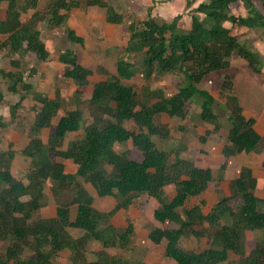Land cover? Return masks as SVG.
Returning a JSON list of instances; mask_svg holds the SVG:
<instances>
[{
    "label": "trees",
    "instance_id": "16d2710c",
    "mask_svg": "<svg viewBox=\"0 0 264 264\" xmlns=\"http://www.w3.org/2000/svg\"><path fill=\"white\" fill-rule=\"evenodd\" d=\"M39 1L0 0V14L2 6H6L3 18L0 17V35H7L6 45L11 53L29 55L47 63L52 60V53L40 38L35 23L46 20L49 28L62 27L68 47L58 53L57 60L63 65L61 77L75 86L73 98L79 103L93 73L81 65L74 50L75 46H83L84 40L64 25L68 12L84 3L104 9L108 24L123 25L124 18L104 0H53L46 4L44 11H39ZM259 1L261 7L253 0H186L190 11L186 28L179 27L185 15H176L170 23H159L152 16L151 8L144 19L127 24L128 37L123 54L115 62L116 74L97 69L105 79L91 85L87 105L92 121L85 128H82L79 108L62 109L58 97L49 99L45 94L35 93L33 106L28 110L35 111L36 116L29 128L28 146L21 151L30 160L25 180L16 179L11 172L15 156L12 142L0 149V243L3 248L0 264H54L64 250L71 253L72 264H130L109 255L107 250L128 248L134 225L128 222L124 229H117L109 219L115 212L127 210L140 197L153 198L158 204L152 214L158 226L149 231L148 240L153 245L164 243V257L175 264H223L230 255L239 258L240 264H264V239L256 242L246 257L245 232L264 231V212L260 210L263 201L255 195L258 180L252 170L242 166L228 183L229 195L205 213L202 200L191 207L186 204L208 188L212 170L175 156L170 161L169 153L152 141L154 137H166L167 132L158 121L161 115L183 119L186 104L194 100H199L200 119L212 127L205 132L206 136L220 131L214 112L216 101L197 85L211 73L229 69L235 58L243 60L254 74H262L259 53L234 35L237 28L264 32V0ZM28 10L33 11L34 22L26 24L21 17ZM198 15L204 19L199 20ZM137 55L145 82L165 74L181 75V84L172 97L165 98L162 92L145 87L144 98L138 99L133 88L122 83L137 73V62L132 60ZM5 76L8 91L19 95L18 102L9 109L14 121L18 117L16 110L33 88L23 80L21 71ZM232 86L229 77L224 76L220 92L226 96L229 106L228 142L221 148L225 160L256 151L261 141L256 120L243 115ZM56 117L51 136L44 143L40 134ZM124 122H132V128H125ZM74 133L76 137L63 149L67 136ZM199 140L203 142L204 138ZM127 142L140 149L141 161L114 150L116 144ZM49 154L71 160L74 172H65L64 164L53 162ZM225 168L223 163L220 169ZM48 181L52 182L55 216L35 218L47 206L44 187ZM84 183L93 188L97 197L114 199L113 209L97 210ZM170 185L174 187V195L166 201L164 188ZM71 207L76 209L73 218ZM165 223L175 227H164ZM68 229L83 232L86 239L100 244L95 260L84 263L77 240L68 234ZM188 236L205 238L207 247L201 252L185 250L181 241ZM26 251L32 257L25 256Z\"/></svg>",
    "mask_w": 264,
    "mask_h": 264
},
{
    "label": "rangeland",
    "instance_id": "374dc122",
    "mask_svg": "<svg viewBox=\"0 0 264 264\" xmlns=\"http://www.w3.org/2000/svg\"><path fill=\"white\" fill-rule=\"evenodd\" d=\"M113 9L122 14L124 18L123 28H114V32L106 33V23H100V16L95 14H88L87 11L95 9L92 6H85L84 3L78 8H73L68 12V17L65 22V26L74 30L80 31L82 38L85 41L83 46H75L74 50L79 58V62L82 66L90 69L92 75L89 78V85L84 88L83 95L80 97V102L76 103L74 98L61 100L60 95L58 97L60 106L70 110L72 108H79L82 114V128H85L91 124V118L89 116L87 99L90 97L91 85L94 82L104 80L103 73L97 71L98 68L104 69L106 72L113 74L116 72V60L123 54V44L127 40L126 26L132 21L142 20L146 17L147 10L151 8L152 16L159 23H170L172 19L179 14L185 15L179 22V27L186 28L188 26V16L190 11L186 7V0H104ZM256 5L260 6L259 0H253ZM53 0H40L39 11H44L46 4L51 3ZM0 17L3 18L5 11V4L2 6ZM102 9V8H101ZM104 11V9H102ZM65 13L64 11H61ZM105 12V11H104ZM238 12V10H235ZM33 11L28 10L21 19L26 24L34 22L31 18ZM87 15V16H86ZM92 17L90 24L86 20ZM187 16V17H186ZM199 20H203L201 15L197 16ZM32 25V24H31ZM96 26L94 31H90L91 26ZM229 27V24H226ZM35 28L40 33V38L46 42L52 53V60L47 62V68L44 69V63L33 59L29 55L13 54L9 50L5 49V52L1 58V65L8 66L10 58L20 61L18 67H14L21 71L24 81H33V85L42 90L48 91V85L44 84V74L47 73L50 77L58 79L61 77L60 68L63 65L58 62L57 55L59 52L65 51L68 47L65 36L62 31V27L49 28L46 25V20L38 21L35 23ZM92 30V29H91ZM126 33V35H122ZM93 34V35H92ZM97 34V35H96ZM113 34V35H112ZM234 35L238 37L240 42L246 43L251 49L257 51L262 59L263 68L262 74H254L248 68L246 63L238 58L231 61V67L224 71H218L211 73L205 77L202 82L197 85L199 89L206 90L215 99L214 112L218 117V122L221 126L218 132H209L206 136L205 132L210 130L211 125L203 122L199 116V100L188 102L184 108V117L180 118L175 116L173 118L167 115H161L158 119L161 126L164 127L166 137L159 138L154 137V141L157 148L167 151L170 156V161L175 157L185 159L193 163L199 168H210L212 170V180L208 185V188L203 194L197 198L190 199L186 206L191 207L199 204L202 200L205 202L203 211L209 212L216 204L229 195L228 183L231 179L238 175L239 169L242 166L250 167L253 175L258 180V185L255 191V195L262 199L260 203V210L264 212V168L262 162H264V142L259 145L256 151L251 154H243L234 156L232 158L224 159L220 153L221 148L227 144V131L229 124L227 122V116L229 115V106L226 100V96L220 92V83L224 76H228L232 82L233 94L237 97L240 106L243 109V115L247 118H254L256 120V128L261 136L264 135V32L262 31H248L243 28H237ZM110 36V37H109ZM137 62V73L129 81L123 80L122 83L125 86H130L135 91L137 98H144L143 89L149 87L152 92H162L165 98L172 97L176 92L178 86H180L182 77L179 74H165L159 77H153L148 82H145L139 71V56L132 58ZM46 64V63H45ZM60 67V68H59ZM20 69V70H19ZM4 73V69L2 68ZM69 80H62L61 84L66 89V83ZM4 82H7L4 79ZM32 83V82H31ZM7 86L9 82L6 83ZM68 87V86H67ZM31 92L26 94V100L23 105L17 109L18 117L15 122H10L0 116V149H5L7 144L12 142L13 150L15 151L14 162L11 165V171L13 176L18 180H25V175L29 170L25 162L22 161L23 155L21 151L28 146L29 141V128L36 116V112L28 110L33 104V98L35 93ZM43 94V93H42ZM198 101V102H197ZM154 102V101H152ZM62 111V110H61ZM9 119H11L9 117ZM56 117L49 128L45 129L40 137L44 143L51 136L54 124L57 122ZM124 126L127 129H131L132 122H124ZM10 129V130H8ZM71 136H67L64 142L63 149L66 148ZM204 138L201 142L199 139ZM114 150L119 153L126 152L128 158L141 161L142 152L140 149L132 147L130 142L124 144H116ZM50 159L53 162H62L65 167V172H74V166L71 160H63L52 154H49ZM29 161V159L27 158ZM26 161V160H24ZM225 163L226 168L220 169V166ZM229 163V164H228ZM52 182L48 181L44 187L45 201L47 206L40 212L35 214V218H53L55 216V207L53 197L51 194ZM86 191L93 197V206L102 212H110L116 201L114 199L107 200L110 197L99 198L96 196L93 188L84 183ZM164 194L166 201H169L174 195V187L166 186L164 188ZM158 206L157 202L153 198L140 197L133 201V204L127 210H120L115 212L109 219V223L117 229H124L128 222H132L134 225V233L131 238V243L128 248L121 249L118 247L109 248L107 250L109 255L126 260L130 264H175L172 260L165 258L163 255L164 243L160 245H153L148 240V233L154 227L158 226L153 219V211ZM75 207H71L70 214L73 218L75 214ZM164 227H175L172 224L165 223ZM68 234L77 240V248L81 255V258L86 261H93L96 258V252L101 249L100 244L96 241L88 240L83 235V232L68 229ZM246 239V257H249V251L253 249L256 242H260L264 239V231H249L245 232ZM0 243V252L3 251ZM181 246L185 250L201 252L207 247L205 238H195L188 236L183 238ZM25 256L32 257L30 251L25 252ZM71 253L68 250L61 252L54 264H72ZM81 261V260H80ZM241 260L236 256L230 255L227 262L223 264H240Z\"/></svg>",
    "mask_w": 264,
    "mask_h": 264
},
{
    "label": "crops",
    "instance_id": "0c3cea01",
    "mask_svg": "<svg viewBox=\"0 0 264 264\" xmlns=\"http://www.w3.org/2000/svg\"><path fill=\"white\" fill-rule=\"evenodd\" d=\"M93 7V6H92ZM95 9H92L91 8V11H87V13L88 14H90V13H92V14H95V15H99L100 16V23H106L105 22V10L103 11L101 8H98V7H94ZM87 16V15H86ZM91 19H92V17L90 16L89 18H87L86 20H88L89 21V23H88V25L90 24V22L92 23L93 21H91ZM118 26H120V28H123L121 25H113V24H108V23H106V33L109 35L110 34V32H114V28H118ZM97 27L94 25V26H91V28H90V31H94L95 29H96ZM92 29V30H91ZM76 31V30H75ZM76 33L79 35V36H82V34L80 33V31H76ZM93 35V34H92ZM97 35V34H96ZM113 35V34H112ZM122 35L124 36V35H126V33H123L122 32ZM83 37V36H82ZM110 37V36H109ZM6 42H7V35H3V34H1L0 35V61H1V58H2V56H3V54H4V52H5V49H7V50H9V47H8V45H6ZM125 44V43H124ZM84 45H85V41H84ZM123 46V45H122ZM17 54H19V53H17ZM21 54V53H20ZM15 55V54H14ZM36 60V59H35ZM8 66H3L2 67V65H1V63H0V93L2 94V96H3V100L0 102V116L1 117H4V119L6 120V121H10V122H13V121H11V119H9V117H10V112H9V109H10V107L12 106V105H14L15 103H17L18 102V100H19V95L18 94H13V93H10L9 91H8V86H7V82H8V80H7V78H6V73H14L15 72V70H18V69H16V68H14V67H18L19 65H21L20 64V61H17L16 59H13V58H10V61L8 62V64H7ZM47 65H49V64H45L44 63V69L46 70V68H47ZM2 68L4 69V73L2 72ZM60 68V67H59ZM20 70V69H19ZM62 70H63V68H60V71L62 72ZM114 75L116 74V72L115 73H113ZM4 79H6L7 80V82H4ZM23 80H25L24 78H23ZM62 80H68V79H65V78H63V77H60L59 78V80L58 79H54V78H52V77H50L49 75H47V73L46 74H44V84H45V86L46 85H48V87H49V90L48 91H45V92H43L42 90H40L37 86H36V84L35 85H33V81H28L27 83H29V84H31L32 85V88H33V91H32V93L35 91V92H39V91H42V92H40V93H43V94H45L46 96H48V98L49 99H54V98H56V97H59V95H60V99L61 100H65L66 98L67 99H70V98H72L73 97V93H74V91H75V86L72 84V82L71 81H68V83H66V89H65V86L63 87L62 86V84H61V81ZM32 82V83H31ZM68 86V87H67ZM85 88H87V86L85 87ZM83 91H84V89H83ZM90 94H91V89H90ZM61 100H59V102L61 101ZM31 106H33V104L31 105ZM30 106V107H31ZM61 108L62 109H65V108H63L62 106H61ZM72 109H74V108H72ZM7 118H8V120H7ZM17 121V120H16ZM14 122H15V120H14ZM33 123V122H32ZM257 126V125H256ZM256 126H255V128H256ZM8 130H10V129H8ZM256 130H257V128H256ZM43 132H44V130L42 131V133L41 134H43ZM258 132V131H257ZM260 134V133H259ZM76 133H74V134H69L68 136H71L70 137V140L69 141H71V140H73L75 137H76ZM261 135V134H260ZM263 137H264V135L263 136H261V141H260V145L262 144V142H264V140H263ZM67 139V138H66ZM220 153H221V151H220ZM243 154H248V153H241V154H238V155H236V156H239V155H243ZM249 154H251V153H249ZM234 157V156H233ZM230 158H232V157H230ZM24 160H26V161H24ZM22 161L23 162H25V165L27 166L29 163H30V160L28 161L27 160V157H23V159H22ZM13 162H14V160H13ZM262 163H264V162H262ZM229 164V163H228ZM247 167V166H246ZM28 168V167H27ZM250 168V167H249ZM251 169V168H250ZM240 170V169H239ZM12 172V171H11ZM12 174H13V172H12ZM256 191V190H255ZM261 199V198H260ZM107 200H112V198H108Z\"/></svg>",
    "mask_w": 264,
    "mask_h": 264
},
{
    "label": "water",
    "instance_id": "95a60500",
    "mask_svg": "<svg viewBox=\"0 0 264 264\" xmlns=\"http://www.w3.org/2000/svg\"><path fill=\"white\" fill-rule=\"evenodd\" d=\"M263 140H264V137H263Z\"/></svg>",
    "mask_w": 264,
    "mask_h": 264
}]
</instances>
